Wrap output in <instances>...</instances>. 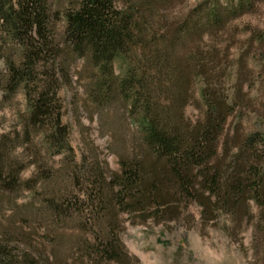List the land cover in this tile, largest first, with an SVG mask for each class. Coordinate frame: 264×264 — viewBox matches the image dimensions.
I'll use <instances>...</instances> for the list:
<instances>
[{
  "label": "trees",
  "instance_id": "obj_1",
  "mask_svg": "<svg viewBox=\"0 0 264 264\" xmlns=\"http://www.w3.org/2000/svg\"><path fill=\"white\" fill-rule=\"evenodd\" d=\"M60 2L0 0V57L7 66L0 86L8 93L22 87L29 100L23 131L0 136V196L6 198L0 201L16 211L9 217L13 227H0V264H53L47 246L33 236L46 231L56 238L54 227L66 225L78 206L44 199L35 212H21L15 199L32 188V181L22 187L19 179V154L32 149L16 153L18 145L45 130L59 152L65 146L56 84L68 80L77 59L99 67L108 96L124 102L137 127L134 154L121 158V172L109 180L99 173L88 200L93 216L109 217L108 231L89 250L96 264L134 260L120 238L121 212L166 223L180 220L192 203L204 226L225 215L234 236L251 227L255 262L264 264V131L248 125V114L258 109L244 91L253 78L251 55L264 53L263 30L249 29V46L230 84L240 32L235 21L252 12L256 0H202L171 18L161 11L166 0H71L63 12ZM121 56L131 63L119 76L114 66ZM190 105L199 111L195 119L186 115Z\"/></svg>",
  "mask_w": 264,
  "mask_h": 264
},
{
  "label": "rangeland",
  "instance_id": "obj_2",
  "mask_svg": "<svg viewBox=\"0 0 264 264\" xmlns=\"http://www.w3.org/2000/svg\"><path fill=\"white\" fill-rule=\"evenodd\" d=\"M59 1L63 12L71 0H56V3ZM200 1L166 0L167 5L161 11L171 18ZM256 5L252 12L235 21L240 32L239 42L232 49L236 63L230 84H235L237 60L249 46V29L252 27L264 31V0H256ZM64 27L65 18L62 15L58 24L60 35ZM11 48L7 46L6 54L11 52ZM14 50L16 55L22 54L21 49ZM255 57L251 55L249 59L253 78L245 84L244 91L249 93L258 111L248 114V125L264 131V53L259 52ZM130 63L129 58L119 57L114 66L115 75L126 74ZM6 68L4 59L0 57V73L5 74ZM42 70L40 67L39 75L43 79ZM104 81L106 77L99 67L87 59H77L71 64L68 80L60 78L56 84L61 120L68 130L63 150L58 151L45 130L36 131L15 150L21 153L26 152L28 147V151L32 149L29 155H18L24 163V168L19 171L22 187L25 182L32 181V188L24 187L15 198L18 210L34 211L44 199H61L75 205L78 203L69 222L62 227H54L53 235L56 238L46 235V231L33 236L34 243L47 246L46 250L55 261L53 264H96L95 252L89 250L95 248L98 235L102 236L108 231L109 217L101 219L93 216L88 200L94 199L96 195L94 183L99 173L104 172L109 180L115 173L121 172V158L134 154L135 122L128 117L120 98L108 96ZM233 91L234 88L231 94ZM28 112L29 100L24 88L8 93L0 86V136L15 130L22 132V120ZM198 114L195 106L186 108L188 117L195 119ZM0 199L6 198L0 196ZM15 212L8 201H0V227H13L9 217ZM137 217L128 212L119 214L120 238L129 255L134 257L132 264H256L252 228L234 236L230 230V219L225 215L216 223L204 226L200 208L192 203L177 221L157 223L152 219L141 221ZM16 223L19 226L23 224L22 221ZM24 228L28 226L24 225ZM103 264L120 263L103 261Z\"/></svg>",
  "mask_w": 264,
  "mask_h": 264
}]
</instances>
